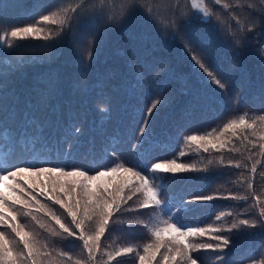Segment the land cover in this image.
Masks as SVG:
<instances>
[{
  "label": "trees",
  "instance_id": "trees-1",
  "mask_svg": "<svg viewBox=\"0 0 264 264\" xmlns=\"http://www.w3.org/2000/svg\"><path fill=\"white\" fill-rule=\"evenodd\" d=\"M11 1L14 2L10 3ZM146 1L143 0L142 4L145 3L156 13L154 20L145 19L140 14L130 23L119 21L108 24L97 21L90 14L77 17L73 32L77 29L87 30L90 33L89 39L95 34L101 41L98 50L93 48L94 59H89L87 52L78 46H71L68 37L61 43L28 37L13 41L15 46L12 48L0 45V77L7 78L0 85V160L15 152L13 163L16 165H21L23 159L29 156L36 163L47 159L49 164L64 161L70 165H81L90 163L92 156L99 157L105 153L110 156L111 149H115L121 161L135 163L133 146L136 144L143 113L151 100L159 97L167 100V103L153 111L144 135L147 144L136 159L141 167L146 159L160 162L173 158L177 163L196 165L198 171L177 173L175 177L171 173H157L166 177L164 181L157 180L156 183L163 184L165 191L162 196L170 201L169 208L173 215L178 213V208L174 205H179L181 199L187 200L193 195L248 196L247 200L217 198L201 202L192 205L193 211L183 214L185 224L198 222L201 227L214 224L227 228L234 219L245 218L247 205L250 206L248 216L258 211L251 207L254 201L248 195L249 191L255 192L264 202V156L259 154V144L256 147L248 145L247 148L251 149L248 151L231 132L225 133L224 138L231 137L232 143L218 151L220 159L216 164H209L216 153L215 149L209 147L206 153L202 147L184 144L183 138L189 134L203 135L245 111L251 115L264 110L260 103L264 66L261 65L260 58L251 55L252 49L259 52L264 46V35L261 34L264 24L258 19L252 32L245 31L242 34L245 38L251 37V40L244 39L233 50L230 46L220 47L219 42L221 38L225 42L230 41L232 37L228 36V32L237 27L236 20L228 12H237L240 19L247 23L244 20L247 12L234 7L237 0H221L223 4H229L227 10L214 2L209 5L212 10L218 9L214 16L220 17L219 21L213 19L211 24L201 23L195 18L188 24L180 13L191 18L195 11L191 4L189 8L183 9L184 0ZM86 2L92 5L94 0ZM119 2H107L110 12L120 11L125 0ZM239 2L246 5L248 0ZM59 3L61 2L57 0H0V24L6 28L27 26ZM74 4L65 3L64 6L71 8ZM257 4L254 15L259 17V8H264V4H259V0ZM173 12L176 14L173 15ZM29 16L33 19H26ZM173 19L178 20L187 32L210 36L217 41V48L211 53L209 63L220 65L231 77L232 88L241 98L238 105L223 103L216 86L206 82L210 78L195 65L189 53L178 42L169 38L171 29L165 28L164 23ZM157 21L161 23L158 24ZM0 35L3 33L0 32ZM244 44H249L250 47H245ZM200 47L199 41L194 42L193 51H199ZM10 57H16L23 64L18 62V68L8 65L6 60ZM129 60L136 70H144L142 65L154 66L157 70L146 76L142 86H138L134 80V72L128 66ZM163 63L167 64L170 73L159 70ZM20 66L24 68L21 70ZM5 128L11 130L8 135L2 133ZM76 128L80 131L76 132ZM249 138L257 140L256 137ZM233 145L241 148L240 153L228 151ZM65 149L71 150V157L65 154ZM181 151L183 156L180 155ZM248 156L251 159H247ZM221 159L223 164L219 163ZM229 161H232L231 165ZM108 162V159L103 161L105 164ZM237 162L247 167L236 168L234 165ZM254 164L255 174L251 172ZM249 181L253 185L251 190L247 189ZM6 183L11 185L13 182L10 178ZM2 190L11 197L8 189ZM45 205L44 212L51 210L70 224V218L59 205ZM129 207L134 210L123 211ZM169 208L164 212L167 213ZM229 211L233 212V216L225 215L222 220H216L217 215ZM44 212L40 216L46 219L45 228H40L30 217L20 216L18 221L27 225L28 230L39 233L40 240L48 242L53 256L60 251L66 252L73 259L68 261L65 258L64 261L75 264V255L80 251L81 242L65 239L61 241V236H50L47 227L54 226L57 229L59 226ZM149 216L152 217V225L167 218L164 213L153 208L138 209L130 201L123 205L121 212L113 217L114 221L119 219L120 222H110L109 230L103 236L101 243L107 246V252L127 246L142 251L144 243L152 242L154 238L142 225L129 224L127 221L139 219L149 222ZM38 218L41 222L42 218ZM0 230L10 234V229L6 226ZM221 234L230 235L237 247L226 249L225 254L201 250L193 255L200 257L203 264H213L210 258L217 255L225 256L217 264H228L229 261L244 256H252L257 264L260 259H264L259 254L260 248L264 247V229L241 228L239 231ZM191 239L195 242L215 243L209 241L207 236ZM107 261L106 255L104 262ZM114 262L116 261L112 263Z\"/></svg>",
  "mask_w": 264,
  "mask_h": 264
},
{
  "label": "snow or ice",
  "instance_id": "snow-or-ice-1",
  "mask_svg": "<svg viewBox=\"0 0 264 264\" xmlns=\"http://www.w3.org/2000/svg\"><path fill=\"white\" fill-rule=\"evenodd\" d=\"M66 2L67 0H62L48 13L40 15L38 19L27 26L6 28L3 24H0V32L3 33V35H0V45L12 48L15 46L13 41L28 37L61 43L65 37H68L71 46H78L82 51L87 52L89 59H94L95 52L93 48L95 47L98 50L101 43L100 39L96 38L95 34H92L93 38L89 39L90 33L87 30L77 29V31L73 32L74 21L81 15V12L88 14L90 11V15L95 17L97 21H103L108 24L119 21L130 23L140 14H143V17L148 20L156 19V13L146 4L140 3L139 0L137 2L125 0L118 13L110 12L107 0H97V3L92 5L87 3L86 0H79L71 8L64 6ZM213 2L215 5L221 4V0H192V7L196 9V12L191 18L187 17L185 13H180V16L188 24L191 23L192 18L198 19L205 24H211L213 19L219 21L220 17L218 15L214 16V12L218 11V9L210 10L208 7ZM259 4H264V0H259ZM234 7L239 11L247 12L244 17L247 23L240 19L237 12H228L227 14L236 20L237 27L234 31L228 32V36L232 37L230 41L225 42L221 38L219 42L220 47L230 46L233 50L244 39L251 40V37L245 38L242 34L245 31L252 32L258 19L264 24V8H259L261 13L259 17L254 15L258 8L257 0H248L246 5L237 0ZM228 8L229 4L224 3L223 10ZM249 9L252 11H247ZM175 14L173 12V15ZM26 19L31 20L33 17L29 16ZM157 23L159 24L161 21H157ZM164 27L171 29L169 38L174 42H178L189 53L190 59L194 61L195 65L210 78L206 82L216 86L221 94V101L223 103H232L234 106L238 105L241 98L238 92L232 88L231 77L220 65L209 63L211 53L217 48V41L210 36L187 32L185 27L176 19L165 22ZM217 29L219 30L218 25ZM237 33L241 35H237ZM103 34H106V32ZM261 34L264 35V28L261 29ZM196 41H199L201 45L199 51H193V44ZM244 46L250 47L249 44H244ZM251 55L260 58V63L264 66V46L261 47L259 52L252 49ZM19 63L22 65L23 61ZM128 66L134 72V80L138 86H142L146 76L157 70L154 66L146 65L141 66L144 70H136L131 60H129ZM159 70L170 73L166 63L161 64ZM6 79V77H0V85H3ZM166 103L167 100H161L156 97L151 100L143 113L136 144L133 146V150L136 153V156H134L135 163L121 161L115 149H111L110 156L107 153L99 157L92 156L90 163L86 162L81 165H70L64 161L49 164L47 159L36 163L30 156L25 157L21 165H16L13 163L15 152H11L4 160H0V229L5 228V226L10 229V234L0 230V264H63L65 258L68 261H72V256L63 251L57 252L56 256L53 257L52 251L49 250L48 242H42L39 238V233L28 230L27 225L18 221L20 216L30 217L40 228L46 227L45 224L37 219L33 212L29 211V209H35L36 212H40L46 208L37 199L38 195H43L48 200H51L53 204H58L67 213V217L70 218L69 224L51 210L44 212L60 229V231H57L54 226L47 227L50 236H61L64 238L63 234H66L67 237H74L82 241L83 249L87 253V259L76 260L75 264H109L115 257L132 253H135V259L138 264H153V262L155 264H203V260L200 257L193 255L194 252L205 250L225 254L226 249L237 247L230 235H222L221 233H232L233 230L239 231L241 228L264 229V202L261 201L259 195L252 191L248 193L254 201L251 207L258 209V211L251 216H248L247 212H245V218L234 219L227 228L215 226L214 224L201 227L198 222L185 224L183 222V214L193 211L192 205L201 202L217 198L247 200L248 196L193 195L187 200L181 199L179 205H174L178 208V213L176 215L171 214L170 201L162 196V192L165 191L163 184L158 185L156 183L157 180L164 181L166 177L157 173H171L175 177L177 173L198 171L196 165L177 163V160L173 158L160 162L146 159L143 167H141L139 160L136 159L147 144L144 135L150 124L153 111ZM260 103L262 109H264V86L261 88ZM101 111H107V109H101ZM237 130H239V133ZM10 131V129L5 128L2 133L3 135H8ZM75 131L79 132L80 129L76 128ZM228 132H231L232 136L239 139L242 147L248 151H251V149L247 148L248 145L256 147L258 143L261 150L259 154L264 156V110L258 114L251 115L245 111L239 114L237 118H230L222 126L213 128L203 135H186L183 138V143L196 145L198 148L202 147L206 153L209 151V147L219 151L226 144L232 143L231 137L224 138L225 133ZM249 137H256L257 140L253 141ZM228 151L240 152L241 148L233 145L228 148ZM65 154L71 157V150L65 149ZM183 154V151H181L180 155L183 156ZM105 159L109 160L107 164L103 163ZM247 159H251V156H248ZM211 163L212 161H209V164ZM219 163L223 164V159ZM228 163L231 165L232 161ZM234 166L236 168L247 167V165H242L240 162L235 163ZM251 172L253 174L256 173L255 164L252 166ZM120 173L125 174L129 179L117 184L115 190L110 192L109 189L112 185L104 183L105 178L115 177ZM26 176L46 177L47 185L51 187V193L43 189L37 193L36 188L39 187V182L29 184L28 187L32 191H27L18 182L19 179H23ZM10 178L13 182L11 185L6 183ZM241 182L243 183V178ZM252 187L253 185L249 181L247 189L251 190ZM2 189H8L12 194L11 197L6 195ZM74 193L77 194L75 197L73 196ZM136 195L142 196L137 206L138 209L153 208L159 213H164L167 218L154 225L151 224V216H149V222L139 219L128 220L129 224H140L148 229L154 240L144 243L142 251L133 246L120 247L114 252L103 253L101 259L98 260L97 253L101 249V237L109 230L110 222H120L119 219L114 221L113 217L116 213L121 212L122 206L126 205ZM10 199L11 202H9ZM166 208H169L167 213L164 212ZM133 210L131 207L123 209L124 212ZM225 215L233 216V212L221 213L217 215L216 220H222ZM246 234L255 235V233ZM205 236H207L209 241H215V243L195 242L191 239ZM162 249L163 251H161ZM259 254L264 257V247L260 248ZM103 255H107V262L103 261ZM157 256L160 257L159 260H157ZM210 259L213 264H217V262L224 260L225 256L217 255ZM228 264H257V261L252 256H244L231 260ZM259 264H264V259H260Z\"/></svg>",
  "mask_w": 264,
  "mask_h": 264
},
{
  "label": "rangeland",
  "instance_id": "rangeland-1",
  "mask_svg": "<svg viewBox=\"0 0 264 264\" xmlns=\"http://www.w3.org/2000/svg\"><path fill=\"white\" fill-rule=\"evenodd\" d=\"M57 1H59V2H62V0H57ZM76 1H79V0H67V2H66V5H68V4H74V2H76ZM115 1H117V3H120L119 2V0H107V2L108 3H110V2H115ZM150 2H152V1H156V0H149ZM14 1H11L10 3H13ZM139 2L140 3H143V0H139ZM147 3H148V0L146 1ZM54 3H56V2H54ZM95 3H97V0H94V2L92 3V4H95ZM145 4V3H144ZM190 4H191V6H192V0H184V3H183V5H184V8L183 9H185V8H189L190 7ZM75 5V4H74ZM187 7H186V6ZM221 5H223V3L221 2ZM209 7V9L210 10H212V8H211V6H208ZM194 9V11L196 12V9L195 8H193ZM216 12H214V14H215ZM88 14H90V13H88ZM81 15L83 16H85V15H87V14H85L84 12H82L81 13ZM46 51H47V53H50V51H49V49H46ZM53 52H54V50H53ZM25 54V53H24ZM16 57H10L9 59H7L6 60V63L8 64V65H11V66H14V67H19L18 65H17V63L19 62L18 61V59H15ZM15 59V60H14ZM22 67L24 68V66H20V68L19 69H21L22 70ZM10 70H11V72L12 73H15L14 71H12V68H10ZM215 154L213 155V158L212 159H210V161H212V164H216L217 162H218V160L220 159L219 158V156H217V153H218V151H216L215 150ZM237 153H240V152H237ZM115 178H116V180H115ZM115 178H112V177H106L105 178V180H104V183H106V184H111L112 185V187L109 189V191L111 192V191H114L115 190V187H116V185L117 184H119V183H121V182H123L124 180H126V179H129V177H127L125 174H123V173H121L119 176H117V177H115ZM32 182L31 184H36L37 182H39V187H37L36 188V192L37 193H39L42 189L44 190V191H46V192H49V193H51V187H50V185H47V178L46 177H28V176H26V177H24L23 179H19V183L20 184H22L24 187H25V189L27 190V191H32V189H30L29 187H28V185H29V183L28 182ZM99 183V182H98ZM48 190V191H47ZM18 191V190H17ZM60 195L61 196H63V194L62 193H60ZM75 194H73V196H74ZM75 197V196H74ZM37 199H39L40 201H41V203L42 204H47L48 205V203H52V201L51 200H48L45 196H43V195H38L37 196ZM142 199V196H140V195H136V196H133V198H132V200H129L130 201V204L132 205V206H134V207H137L138 206V204H139V201ZM74 202V201H73ZM53 204V203H52ZM54 205H58V204H54ZM46 206V205H45ZM37 207H39V206H37ZM250 208V206L249 205H247L246 206V212L248 211V209ZM29 211H31V212H33L36 216H37V219L39 220V218L38 217H41L42 219H41V223H43V224H45L46 223V219L45 218H43V216H40V213L41 212H44V209L43 210H41V212H36L35 211V209H29ZM59 211H60V209H58V214H59ZM247 215H248V213H247ZM66 221V220H65ZM34 223H36L35 221H34ZM57 231H60V229H59V227H57V229H56ZM33 232H36V231H33ZM106 233V232H105ZM63 237L64 238H62L61 237V241L62 240H66V241H69V240H72V241H74L75 243L76 242H81L80 244H81V246H80V251L79 252H77L76 253V255H75V258H76V260H86L87 259V253L84 251V249H83V244H82V241H80V240H78V239H75L74 237H67V235L66 234H63ZM102 239H103V237H101V242H102ZM65 241V242H66ZM108 251V248H107V246L105 245V244H102L101 243V249H100V251L97 253V259L98 260H100L101 259V256H102V254L103 253H105V252H107ZM106 255H103V261H104V257H105ZM53 257H55V256H53ZM160 259V257L159 256H157V260H159ZM113 261H116V262H114V263H112ZM127 262V263H126ZM138 264V262L136 261V259H135V253H132V254H125V255H123V256H119V257H115V258H113L110 262H109V264ZM63 264H74V263H72V262H66V261H63ZM153 264H155V262H153Z\"/></svg>",
  "mask_w": 264,
  "mask_h": 264
}]
</instances>
